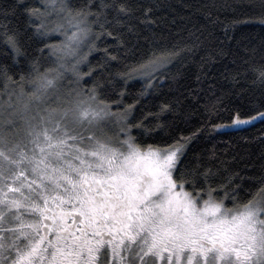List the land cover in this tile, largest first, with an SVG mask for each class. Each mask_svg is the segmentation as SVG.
Segmentation results:
<instances>
[{
  "label": "snow or ice",
  "instance_id": "obj_1",
  "mask_svg": "<svg viewBox=\"0 0 264 264\" xmlns=\"http://www.w3.org/2000/svg\"><path fill=\"white\" fill-rule=\"evenodd\" d=\"M258 8L264 24V0ZM156 23L153 8L134 0H0V50L12 61L0 77L13 89L0 93V264H264V186L241 202L215 152L185 162L204 132L264 122V61H243L259 85L247 104L232 99L243 97L242 86L202 87L212 62L227 61L223 47L201 57L200 87L160 92L178 82L177 63L203 40L191 33L186 42L157 46L149 34ZM106 38L117 53L147 45L119 73L125 84L144 82L131 103L123 89L110 94L114 77L96 79L118 60L112 49H103L105 64L90 66ZM21 60L28 71L16 91L8 73ZM235 65L225 63V81L242 76L238 68L233 75ZM154 90L159 103L145 109ZM201 92L206 119L176 135Z\"/></svg>",
  "mask_w": 264,
  "mask_h": 264
},
{
  "label": "trees",
  "instance_id": "obj_2",
  "mask_svg": "<svg viewBox=\"0 0 264 264\" xmlns=\"http://www.w3.org/2000/svg\"><path fill=\"white\" fill-rule=\"evenodd\" d=\"M73 2L78 3L79 0H73ZM134 3L153 8V18L157 23L152 26L149 34L154 32L157 46L180 44L181 41L186 42L191 33H202V47L176 65V68L182 69V76L178 78V82L170 81L159 90L160 92L178 94L183 91L184 86L200 87L195 82V74L200 69L201 57L208 56L210 51L223 47L229 53L227 61L216 59L212 62L208 69L207 81L202 87L207 89L210 84L214 85L213 90L219 93L221 85L225 89L234 88L236 92H240L242 86L247 89L243 97H232L233 102L237 104H247L248 98L253 94L259 96V85L252 84L255 74L251 71L245 72L243 64L245 60L249 65H259L264 61V24L258 20L259 0H134ZM250 5L256 7L250 8ZM245 19H249L251 22L237 23L233 26V21ZM99 47L100 51L93 53L90 57L91 67H96L98 62L105 64L103 52L105 47L112 49L111 54L118 55V60L107 63V71L98 73L96 79L101 74L105 78L114 77L115 79L107 81L110 94L115 93L116 95L113 96L115 99L123 89L128 97L126 102L131 103L132 98L140 94L144 82L139 78H133L125 84L120 79L119 73L125 70V65L135 63L144 55L148 50L147 45L141 44L134 49L131 47L127 50L122 49L117 53L114 42L111 38H106V42H102ZM233 59L236 60L235 67L231 69L233 75L238 68L242 76L236 82L225 81L221 75L225 71L224 65L225 63L232 64ZM11 64L12 61L0 50V67L11 66ZM176 68L173 69V72L176 71ZM82 70L87 72L89 66L82 67ZM27 71V63L21 60L17 61L16 67L8 73V76L15 73L16 91L19 90L20 75ZM90 86L91 81L88 85H82V87ZM5 90H13L11 82L5 77H0V93ZM157 95L158 92L154 90L153 95L144 100L142 107L147 109V107L159 103V100L154 99ZM201 96L203 99H201L200 105L193 103L191 108L185 109L188 120L186 123L180 124L176 135H188L189 132L201 127L206 119L202 105L207 99L203 92H201ZM222 116L226 120V114L222 113ZM216 122L221 121L217 120ZM213 152L219 158L214 163L225 170L226 175L233 174L234 186H239L241 189L238 193L241 202L251 199L252 194L264 186V122L257 121L246 127L222 130L219 133L204 132L192 143L185 162L192 161L196 154H203L207 159ZM221 162L225 163L221 164ZM227 206L232 207L231 201L227 202Z\"/></svg>",
  "mask_w": 264,
  "mask_h": 264
},
{
  "label": "rangeland",
  "instance_id": "obj_3",
  "mask_svg": "<svg viewBox=\"0 0 264 264\" xmlns=\"http://www.w3.org/2000/svg\"><path fill=\"white\" fill-rule=\"evenodd\" d=\"M82 67H84V66H82ZM65 83H67V81H66ZM17 91H19V90H17ZM4 98L7 99L6 96H5ZM247 126H248V125H247ZM242 127H246V126H241V127H238V128H242ZM238 128H224V129H222V130H233V129H238ZM222 130H221V131H222Z\"/></svg>",
  "mask_w": 264,
  "mask_h": 264
}]
</instances>
